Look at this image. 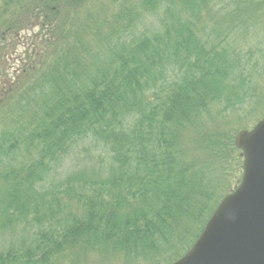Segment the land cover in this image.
<instances>
[{"label": "trees", "instance_id": "obj_1", "mask_svg": "<svg viewBox=\"0 0 264 264\" xmlns=\"http://www.w3.org/2000/svg\"><path fill=\"white\" fill-rule=\"evenodd\" d=\"M25 16L55 51L0 66V264L174 262L241 177L263 0H0V43Z\"/></svg>", "mask_w": 264, "mask_h": 264}, {"label": "water", "instance_id": "obj_2", "mask_svg": "<svg viewBox=\"0 0 264 264\" xmlns=\"http://www.w3.org/2000/svg\"><path fill=\"white\" fill-rule=\"evenodd\" d=\"M235 145L243 156L240 184L171 264H264V118L237 133Z\"/></svg>", "mask_w": 264, "mask_h": 264}, {"label": "rangeland", "instance_id": "obj_3", "mask_svg": "<svg viewBox=\"0 0 264 264\" xmlns=\"http://www.w3.org/2000/svg\"><path fill=\"white\" fill-rule=\"evenodd\" d=\"M88 5H91V3H89ZM67 6H68V4H67ZM81 13H82V10L80 11V14ZM82 17H83V15H82ZM24 19H25V21H24L25 23L23 26L20 27V30L18 31V33H19L18 36L17 37L16 36H14V37L8 36L7 37L8 41H6L4 43H0V45L2 46L1 49H4L2 54L6 53L8 56L10 55L8 60H4L3 63H2V61L0 62V66L2 67L3 70L6 69V71L10 75H19V74L22 75V73H23L22 67L26 63L29 64L32 60H35L36 58H40L42 56V52H44L45 50L49 53H52L55 51V48L46 47V43H49L50 41H47V39H48L47 37L39 36V33H40L39 27L32 25L35 21L28 19V16H25ZM150 20H153V17L150 18ZM78 24H81V23L79 22ZM263 28H264V23L261 25V32H260L262 37H263L262 33H264ZM253 37L258 38L259 36L257 37V36L253 35ZM259 38H261V37H259ZM263 40H264V37H263V39L261 38V40L253 41V43L259 44V46H257L256 49L254 51H252V53L254 54L253 59H252L253 62L252 61L250 62L251 67H253L255 69V66H257V68L261 71L260 75H255L254 84L262 82V86H264V67H261V66H264V41ZM45 41H47V42H45ZM72 41H73V39H72ZM236 44H237L239 50H242L244 48L242 41H237ZM247 50H248V47L246 49L244 48L245 52ZM0 53H1V51H0ZM4 75H5V72H4ZM2 80L3 79L1 78V81ZM9 81H11V83H12L15 81V79L13 80L10 77ZM6 84H8V82H6ZM263 96H264V93H263ZM259 102H260L259 104L263 103L264 97H260ZM255 115L257 117H260L259 120L263 119L264 118V108L262 106H258L257 110L255 112ZM256 123H257V121L252 122L251 123L252 125L250 126V128H252ZM250 128H242L237 133H239L243 129H250ZM87 153L90 155H93L94 157H99V156H101V158L105 157V152H103L102 149H100V148H94L93 145L92 146L88 145V148L86 149L85 145H79V146L75 147L69 153L68 157L64 161V167L60 169V173H64L66 176L69 173H75V172L84 170L87 167L97 168L99 166L98 161H93L90 163L87 162V159H90L88 156H86ZM242 158H243V156H242ZM100 164H101V162H100ZM241 165H242V169L240 168L241 177L238 176L236 179L237 186L240 184L241 179H242V175H243V161H242ZM219 172H222L221 168H220ZM224 187H225V184H223L219 188L218 196L209 202V204L211 206H213L216 203V201L219 198V194L223 191ZM233 190L234 189H232V191ZM115 261H116V258H112L110 256L107 257V259H103L101 256H95V258H94L95 264H119L120 263V262H115ZM165 261L166 260H163V258H161V263H163ZM138 262L145 263L144 261H141V260H139Z\"/></svg>", "mask_w": 264, "mask_h": 264}]
</instances>
